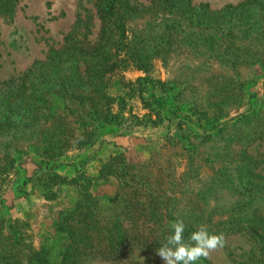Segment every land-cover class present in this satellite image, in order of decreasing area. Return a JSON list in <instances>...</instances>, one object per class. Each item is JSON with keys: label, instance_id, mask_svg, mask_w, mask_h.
Segmentation results:
<instances>
[{"label": "trees", "instance_id": "16d2710c", "mask_svg": "<svg viewBox=\"0 0 264 264\" xmlns=\"http://www.w3.org/2000/svg\"><path fill=\"white\" fill-rule=\"evenodd\" d=\"M16 1L0 0V11L11 13ZM136 2L93 0L100 30L92 44L71 39L1 83L0 193L10 189L27 196L38 188L43 203L65 206L53 228L65 243L57 249L40 234L37 244L28 221L0 219V264L115 262L138 252L157 253L177 219L184 221L185 240L201 224L224 237H247L255 253L243 264H264V160L247 151L264 141V101L255 99L260 106H251L255 96L240 72L264 73V0L215 12L193 0ZM145 15L162 18L158 41L129 37V22ZM176 45L220 71L201 73L196 66L172 80L153 78L154 60L166 64ZM132 71L142 76L125 79ZM167 115L183 119L182 139L223 143L212 178L234 189L235 199L209 207L211 192L205 190L180 207L174 179L163 183L160 172L140 175L122 151L99 153L106 143L102 136L125 138L138 127L156 129ZM189 123L201 135L191 136ZM114 143L106 144L121 148ZM98 144L93 156L65 161L72 151ZM196 167L191 165V172L199 175ZM104 185L114 188L113 196L98 193ZM198 264L212 263L202 258Z\"/></svg>", "mask_w": 264, "mask_h": 264}, {"label": "rangeland", "instance_id": "374dc122", "mask_svg": "<svg viewBox=\"0 0 264 264\" xmlns=\"http://www.w3.org/2000/svg\"><path fill=\"white\" fill-rule=\"evenodd\" d=\"M151 1L137 0L136 3L148 6ZM245 2L246 0H193L194 5L208 4L212 12L219 11L228 5L237 7ZM94 12L93 0H17L11 13L0 11V85L12 77L23 74L33 62L47 59L72 40L92 44L100 30V23ZM162 25L161 16L155 19L145 15L129 22L128 35L131 37L132 34L137 39L158 41L162 33ZM152 65V77L163 82L185 73L187 67L201 66L199 71L209 74L216 70L220 71L218 65H212L210 60L204 57L195 58L184 48L179 49L178 45L170 52L166 64L157 58ZM240 72L243 79L249 83L248 88L252 95L255 96L251 99V106H260L255 103V99L264 101V73L250 72L249 69L242 68ZM123 75L125 79L132 81L142 76L136 71ZM244 102L245 100L242 101ZM138 105L134 102L131 107L137 112ZM246 110L247 108L241 113ZM166 118L161 127L156 129L138 127L129 133V137L116 138L114 134L102 136L106 143L114 141V144L121 148L117 149L105 143L99 153L109 149L122 151L140 175L151 178V175L154 176L160 172L158 175L163 183L174 179L176 186L173 191L179 198L180 203L177 205L180 207L184 208L185 200L191 198L193 193L205 190L211 192L207 198L209 207L235 199L234 189L221 187L212 178L216 172L215 169L219 167L216 163H220L223 143L221 141L201 143L200 140L182 139L181 131L183 129L186 131V127L179 128L178 122L183 119H171L169 115ZM188 126L194 131L191 136L201 135L202 130L198 129L197 125L189 123ZM98 148L99 144L86 151H72L66 156L65 161L77 162L93 156L98 152ZM196 150L197 154H195ZM247 151L252 157L264 160V141L247 147ZM23 159L21 157L19 160L23 161ZM191 165L198 167L196 170L199 175L191 172ZM97 191L99 194L108 196L114 194V188L109 185L101 186ZM26 195L22 196L10 189L0 193V219L6 224L16 219L26 220L35 235H38L37 244L41 234L44 235L43 239L45 237L48 244H52L57 249L62 248L65 240L53 234V228L57 221V212L65 206L43 203L41 190L38 188L32 191L29 189ZM224 239L223 248L210 253L208 257L212 264H243L255 253L253 242L245 236L231 235ZM83 264H163V261L156 253L138 252L115 262L86 259Z\"/></svg>", "mask_w": 264, "mask_h": 264}, {"label": "clouds", "instance_id": "9594fccd", "mask_svg": "<svg viewBox=\"0 0 264 264\" xmlns=\"http://www.w3.org/2000/svg\"><path fill=\"white\" fill-rule=\"evenodd\" d=\"M171 233L157 249V255L163 264H198L201 259H207L210 253L223 248L225 239L223 234L210 233L208 226L201 224L184 238L185 224L182 219L175 220L171 226Z\"/></svg>", "mask_w": 264, "mask_h": 264}]
</instances>
